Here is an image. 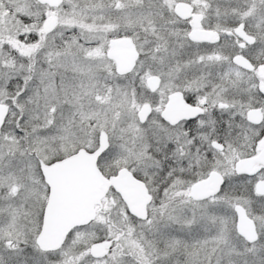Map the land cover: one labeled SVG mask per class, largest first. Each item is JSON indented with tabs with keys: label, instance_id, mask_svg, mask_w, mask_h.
<instances>
[{
	"label": "snow or ice",
	"instance_id": "6c2138e0",
	"mask_svg": "<svg viewBox=\"0 0 264 264\" xmlns=\"http://www.w3.org/2000/svg\"><path fill=\"white\" fill-rule=\"evenodd\" d=\"M0 264H264V0H0Z\"/></svg>",
	"mask_w": 264,
	"mask_h": 264
}]
</instances>
